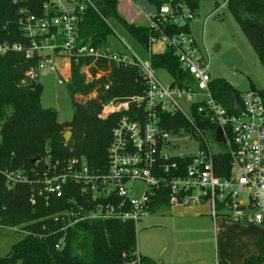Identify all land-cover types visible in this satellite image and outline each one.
Here are the masks:
<instances>
[{
	"label": "built area",
	"instance_id": "obj_1",
	"mask_svg": "<svg viewBox=\"0 0 264 264\" xmlns=\"http://www.w3.org/2000/svg\"><path fill=\"white\" fill-rule=\"evenodd\" d=\"M12 1L20 4L29 0ZM127 1L137 5L138 0ZM141 1L146 9L137 7V15L145 19L150 30L146 60L125 41L127 52L109 50L107 44L80 43L84 10L87 5L96 9L92 0H45L41 13L24 5L18 7L13 22L19 38L1 39L0 56L15 52L36 59L32 77L49 67L59 73V83H67L72 60L91 57L136 67L143 87L128 98L111 99L103 105L101 118L117 115L105 165L95 167L78 156L54 161L48 158L34 180L9 169L0 170V175L8 187L18 181L31 184V205L39 199L49 204L53 199L66 198L68 206L49 216L63 224L62 230L80 221L119 220L136 225L161 206L196 205H208L214 220L223 216L233 222L264 225V95L250 89L237 98V110L232 109V101L229 107L224 106L212 86L210 51L190 32L195 11L190 0H163L159 6L150 0ZM105 21L114 31L108 19ZM155 44L177 57L181 70L188 75L184 85L175 83L174 77L168 85L158 78L150 59ZM57 58L65 60L64 66H58ZM89 67H82L88 79ZM64 71H68L67 77ZM182 98L190 104V115L178 103ZM175 113L187 120L189 129L180 127L174 132L163 126V116ZM197 115L208 126L198 127ZM219 127L225 145L214 138ZM206 130L223 150H212ZM184 135L194 140L196 153L179 150ZM222 152L229 154L230 162L219 174L214 155ZM55 233L47 229L40 239L47 240ZM64 242L65 236H61L55 248L60 249ZM139 260L137 253L138 264Z\"/></svg>",
	"mask_w": 264,
	"mask_h": 264
},
{
	"label": "trees",
	"instance_id": "obj_2",
	"mask_svg": "<svg viewBox=\"0 0 264 264\" xmlns=\"http://www.w3.org/2000/svg\"><path fill=\"white\" fill-rule=\"evenodd\" d=\"M43 1L14 4L12 0H0V40L19 38L13 22L19 6L41 13ZM92 1L96 9L87 5L80 23L81 44H107L113 30L105 19H115L147 49L150 30L146 23L127 20L120 14L117 0ZM150 1L156 6L163 2ZM225 1L264 66V0ZM189 3L196 10L198 0ZM8 17L12 21L7 22ZM150 59L155 69L167 70L175 83L184 85L188 80L171 50L153 52ZM84 65L90 66V79L82 72ZM36 66V59H26L20 53L0 56V170L21 171L34 180L36 171L41 172L48 158L54 161L78 156L85 157L92 166L105 165L117 115L101 118L103 105L111 99H125L140 92L143 81L138 69L91 57L73 59L67 83L75 111L70 121L61 123L55 110L41 104L39 76L30 75ZM212 86L217 90L218 100L226 107L230 106L233 93L240 98L235 87L225 79H213ZM260 92L264 95V91ZM196 118L198 127L208 126L201 116ZM163 126L174 132L180 127L189 129L187 120L178 113L164 115ZM67 131L71 132L69 140L65 139ZM214 162L217 172L223 174L230 156L226 152L215 154ZM220 164L222 166L218 167ZM31 188V184L24 181L8 187L5 177L0 175V226L24 233L9 253L0 257V264H138L136 225L132 221H80L62 230L63 224L49 216L68 206L66 198L53 199L49 204L39 199L36 205H31ZM44 225L56 232L47 240L40 239L42 233L47 232ZM61 236H65V242L57 249L54 245ZM139 258L140 264H158L141 254ZM253 260L256 259L246 258L242 264Z\"/></svg>",
	"mask_w": 264,
	"mask_h": 264
},
{
	"label": "rangeland",
	"instance_id": "obj_3",
	"mask_svg": "<svg viewBox=\"0 0 264 264\" xmlns=\"http://www.w3.org/2000/svg\"><path fill=\"white\" fill-rule=\"evenodd\" d=\"M125 2L127 0H119L118 9L129 20L123 11ZM136 4L131 3L134 10L137 7L146 9L141 0ZM108 21L114 31L107 37L106 48L127 52L125 41L142 60L148 58L145 48L119 21ZM136 22L144 23L145 19L138 17ZM189 27L197 43L206 45L210 51L212 78L227 80L240 97L250 89L264 91V66L225 0H198ZM163 49L161 44H155L152 51L161 52ZM56 62L59 67L65 64L62 58H57ZM155 73L165 85L172 83L173 76L167 70L156 68ZM63 75L67 77L68 71ZM38 76L42 106L55 110L59 122L70 121L75 104L68 83H59V73L49 67L40 69ZM178 103L186 114H191L190 104L185 99L178 100ZM204 134L214 152L223 150L209 131ZM179 146L180 151L187 153L197 151L194 140L185 135ZM207 208L198 205L157 208L136 223L138 253L158 262L163 257L166 264H242L246 258L256 259L250 264H264V225L233 222L223 216L213 221L208 215L210 208ZM22 236L23 232L12 227L0 226V257L6 256Z\"/></svg>",
	"mask_w": 264,
	"mask_h": 264
},
{
	"label": "crops",
	"instance_id": "obj_4",
	"mask_svg": "<svg viewBox=\"0 0 264 264\" xmlns=\"http://www.w3.org/2000/svg\"><path fill=\"white\" fill-rule=\"evenodd\" d=\"M123 11H124V13H125V15L126 16H128L129 17V20L130 21H137V18L138 17H141V16H139V15H137V11L136 10H134L132 7H131V2H129V1H127V2H125L124 4H123ZM146 22V21H145ZM144 22V23H145ZM200 206H207L208 208H210L208 205H200ZM208 208H207V210H208ZM208 212L210 213V209L208 210ZM208 213V215L210 216V214ZM211 217V216H210ZM212 218V217H211ZM221 218V217H220ZM213 219V218H212ZM213 221H214V219H213ZM142 255V254H141ZM144 256V255H143ZM145 257H147V258H149L148 256H145ZM152 259V258H151ZM161 259V262H158V261H156L158 264H166L167 262H166V260L163 258V257H161L160 258ZM154 260V259H153Z\"/></svg>",
	"mask_w": 264,
	"mask_h": 264
},
{
	"label": "water",
	"instance_id": "obj_5",
	"mask_svg": "<svg viewBox=\"0 0 264 264\" xmlns=\"http://www.w3.org/2000/svg\"><path fill=\"white\" fill-rule=\"evenodd\" d=\"M238 107H239V103H238L237 96H236L235 93H233V96H232V109L235 111V110L238 109ZM263 116H264V114H263ZM70 136H71V132L67 131L65 133V139L69 140ZM214 138L216 139V141H218V142H220V143H222L224 145L226 144L225 137L223 135V131H222V129L220 127L217 128ZM35 160L36 159H34L33 161H35Z\"/></svg>",
	"mask_w": 264,
	"mask_h": 264
}]
</instances>
